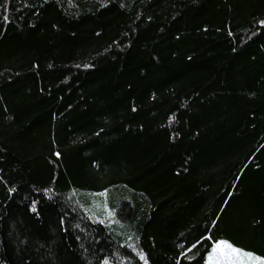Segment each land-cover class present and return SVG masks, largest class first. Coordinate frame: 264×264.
<instances>
[{
	"label": "trees",
	"instance_id": "16d2710c",
	"mask_svg": "<svg viewBox=\"0 0 264 264\" xmlns=\"http://www.w3.org/2000/svg\"><path fill=\"white\" fill-rule=\"evenodd\" d=\"M264 260V0H0V264Z\"/></svg>",
	"mask_w": 264,
	"mask_h": 264
},
{
	"label": "rangeland",
	"instance_id": "374dc122",
	"mask_svg": "<svg viewBox=\"0 0 264 264\" xmlns=\"http://www.w3.org/2000/svg\"><path fill=\"white\" fill-rule=\"evenodd\" d=\"M221 242L232 245L225 240L215 242L206 258V264H264L262 258L233 245L232 248L237 249L238 252H233L231 249H216V245Z\"/></svg>",
	"mask_w": 264,
	"mask_h": 264
},
{
	"label": "snow or ice",
	"instance_id": "6c2138e0",
	"mask_svg": "<svg viewBox=\"0 0 264 264\" xmlns=\"http://www.w3.org/2000/svg\"><path fill=\"white\" fill-rule=\"evenodd\" d=\"M221 248H223V249H225V250H227V249H231V251H233V252H238L237 249L232 248V245H230V244H228V243H226V242H221V243H218V244L216 245V249H221Z\"/></svg>",
	"mask_w": 264,
	"mask_h": 264
}]
</instances>
